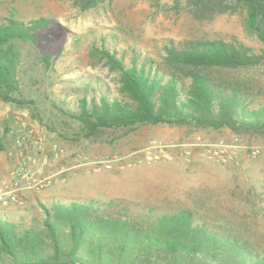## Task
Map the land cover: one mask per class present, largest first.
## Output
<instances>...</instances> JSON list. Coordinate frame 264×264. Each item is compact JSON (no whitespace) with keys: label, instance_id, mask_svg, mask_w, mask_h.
<instances>
[{"label":"rangeland","instance_id":"1","mask_svg":"<svg viewBox=\"0 0 264 264\" xmlns=\"http://www.w3.org/2000/svg\"><path fill=\"white\" fill-rule=\"evenodd\" d=\"M41 16L55 18L62 25L50 33L56 70L44 84L40 80L28 90L38 100L41 118L29 109L0 101L4 146L0 149V192L12 181V145L21 129L30 139L43 140L47 164L32 172L51 177L52 182L39 191L21 189V182H15L22 202L0 201V212L8 211L28 226H38L45 217L42 205L125 200L132 203L133 212L149 207L161 213L191 209L209 219L211 226L233 230L264 246V133L159 124L111 131L102 140L85 139L77 136V125L54 105L64 96L75 100L85 93L84 83L90 78H100L115 93L117 74L92 56V43H105L128 58L134 47L154 56L156 47L169 40L239 42L259 53L264 43L246 28V10L230 6L211 19H199L188 0H104L89 10H82L77 0H0V22ZM209 72L264 97V64ZM222 141L232 146L226 159L209 157L206 148ZM55 147L63 152L57 153ZM155 155L159 158L149 159Z\"/></svg>","mask_w":264,"mask_h":264},{"label":"trees","instance_id":"2","mask_svg":"<svg viewBox=\"0 0 264 264\" xmlns=\"http://www.w3.org/2000/svg\"><path fill=\"white\" fill-rule=\"evenodd\" d=\"M103 1L77 3L89 10ZM188 2L199 19H211L230 6L245 9L246 28L264 43V0ZM61 28L55 18L44 16L0 22L1 102L41 118L38 100L28 90L55 72L50 33ZM155 52L142 54L134 47L128 58L105 43L91 44L92 56L117 74L116 91L111 94L100 78H90L75 100L64 96L54 103L77 125V136L102 140L111 131L159 124L264 133V97L209 72L262 65L264 49L256 53L224 40H169ZM132 207L130 201L115 199L57 201L42 205L45 217L38 226L0 212V264H264V246L211 226L191 209L161 213L156 207L142 212Z\"/></svg>","mask_w":264,"mask_h":264},{"label":"built area","instance_id":"3","mask_svg":"<svg viewBox=\"0 0 264 264\" xmlns=\"http://www.w3.org/2000/svg\"><path fill=\"white\" fill-rule=\"evenodd\" d=\"M22 115L26 114L23 113ZM23 125L25 126V122H23ZM18 132L19 134L12 145V154L15 157L14 169L11 173L12 181L10 184L8 183L5 189L2 188L0 192V201L4 204L9 202L21 203L20 188L39 191L45 189L52 182L51 177L41 178L32 172L34 167L47 164L48 158L43 156L45 153L43 140L30 139V136L23 129L18 130ZM231 147V145L222 141L207 147L206 154L209 157H218L225 160ZM55 150L57 153L59 151L63 152L57 147H55ZM253 153L256 154L257 152L253 151ZM154 158L158 159L159 157L157 155L149 157V159ZM15 182H21L22 187H15ZM10 185L11 187H8Z\"/></svg>","mask_w":264,"mask_h":264}]
</instances>
